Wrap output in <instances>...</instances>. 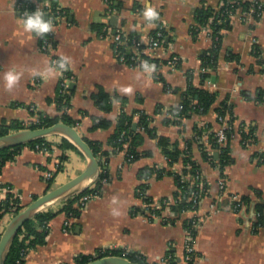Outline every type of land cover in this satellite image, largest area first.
Returning a JSON list of instances; mask_svg holds the SVG:
<instances>
[{
	"label": "crops",
	"instance_id": "0c3cea01",
	"mask_svg": "<svg viewBox=\"0 0 264 264\" xmlns=\"http://www.w3.org/2000/svg\"><path fill=\"white\" fill-rule=\"evenodd\" d=\"M57 1L61 9L70 13V18L66 15L59 18L53 48L43 52L44 38L23 27L16 0H0V124L19 122L25 126L38 114L50 118L62 115L54 102L61 81L58 69L52 64L56 57L67 64L73 77L71 84L75 83V88L67 114L83 138L101 142L105 150L111 152L107 141L117 128L119 115L124 111L131 115L142 110L154 115L153 126L159 135L178 142L184 149L186 141L194 140L195 126L210 124L214 132L221 128L215 110L230 96L235 117L230 141L234 163L227 166L221 176L219 165L213 167L205 161L198 144L193 143L194 160L200 164L201 176L209 185V195L202 200L199 210L183 213L173 225H164L161 219L150 221L146 216H132L131 209L143 206L136 195V189L143 183L138 178L139 170L168 167L157 141L146 138L139 151H151L153 156L141 157L128 165L125 150L112 155L111 181L103 187L100 196L85 208L80 207L79 218L57 216L50 223L47 244L31 250L24 264H74L78 255H91L102 248L138 253L151 263L164 259L173 248L178 262L182 263L184 222L195 217L202 222L195 240L201 264H264V226L257 234L253 233L257 221L254 205L249 208L244 205L239 212L230 206L239 203L242 196L264 204V161L257 159L264 156V102L249 101L243 96L244 92L255 96L258 89L264 90V16L250 25L243 19V11H237L232 18V29L223 36L215 83L212 80L203 83L200 55L213 46L211 30L202 29L194 37L191 28L195 25V10L202 2L218 9L220 0H141L139 7L134 0H112L114 8L116 4L123 5L112 14L108 13L106 0ZM148 6L160 14L158 22L145 19L143 13ZM45 17L48 22L49 16L47 20ZM156 23L166 28V44L157 50L147 49L145 54L160 61L159 70H144L120 62L115 49L116 29L125 34L136 31L139 38L146 40L156 29ZM93 24L106 25L102 30L104 34L92 31ZM255 45L262 51L260 58L253 53ZM230 53L238 55L240 62H228L226 58ZM172 57L180 60L174 69L166 65ZM9 71L18 76L12 88L6 86L5 75ZM189 71L193 73L194 86L217 93L218 98L207 115H194L184 121L181 129L165 124V114L156 115L155 110L158 105L170 108L181 103ZM98 87L111 95L127 98L128 103L122 105L115 101L111 113L102 112L91 99ZM92 117L109 119L111 128L89 131ZM226 118L229 120L228 116ZM250 127L255 129V143L244 141L241 135V132L249 133ZM61 139V136L47 138L57 145ZM203 143H208L206 137ZM57 145L52 152H36L24 147L15 161L3 168L0 183L11 185L23 205L29 206L34 202L33 197L62 187L87 169L89 163L82 153ZM214 153L217 156L216 151L208 148L209 156ZM183 169L182 161L170 168L177 174ZM48 173L55 176L49 191ZM220 178L226 183L223 198L219 193ZM176 191L175 178L166 176L161 180L152 178L146 193L157 203L164 198L172 203ZM255 191L261 196L257 197ZM4 198L5 191L0 190V200ZM12 218L4 220L3 231ZM66 222H69L68 233L63 231Z\"/></svg>",
	"mask_w": 264,
	"mask_h": 264
},
{
	"label": "trees",
	"instance_id": "16d2710c",
	"mask_svg": "<svg viewBox=\"0 0 264 264\" xmlns=\"http://www.w3.org/2000/svg\"><path fill=\"white\" fill-rule=\"evenodd\" d=\"M25 2L24 0H21ZM28 1V0H27ZM39 2L43 0H38ZM231 0H220V7L218 9L212 8L206 2H202L200 6L195 10V25L191 28V33L194 37H197L202 29L210 28L211 37L213 40V46L210 50L204 51L200 55L201 61V82L212 80L216 76V72L219 66V53L221 50V44L223 40L224 33L232 29V18L237 13L238 9L242 8L244 12L248 11L251 4L248 2H241L239 5L232 2ZM52 19H57L58 17H65V15L70 18V13L67 10L61 9L57 0H50ZM112 2V0H111ZM136 7L138 4H135ZM113 6V3L111 4ZM122 3L116 4L115 7L119 10L122 8ZM27 10L30 13L37 11L36 4H29ZM25 10V9H24ZM152 20L153 22H158L160 14ZM258 21V20H257ZM104 24H93L91 26L92 31L97 32L99 35L104 34L102 32ZM123 39L127 41V46L131 44L132 40L139 38L136 31H132L129 34H123ZM44 36H41V39ZM166 44V43H165ZM125 50L126 48L123 47ZM253 53L256 57L262 56V51L260 47L254 46ZM144 57L146 65H154L156 68L160 67V61L152 59L149 57ZM226 60L228 62H240V57L238 55L230 53ZM261 65V60L258 61ZM129 64V63H128ZM135 67V64H130ZM70 76L71 72H66ZM161 81L162 78L159 77ZM74 92L61 94L57 93L54 100L58 111L62 113L60 117L50 118L42 114H38L41 119L40 125H23L19 122H13L10 125L5 123L0 124V137L7 136L10 133L22 131L25 129H37L42 127H50L57 123H65L70 126H75V122L68 116L67 111L71 108V99ZM243 96L249 101H255L258 103L264 102V90L258 89L255 96L243 93ZM218 98L217 93H211L208 90L194 86L193 84V73L189 71L187 73V88L182 93V101L176 107L165 108L162 105H158L155 110V114H165V124L176 125L181 129L184 127V121L192 118L194 115H207L213 105L216 103ZM91 99L94 101L96 107L102 112L109 114L113 110L114 102H119L122 105L128 103V99L119 96L118 94L111 95L104 88L98 87L97 91L91 95ZM218 118L229 117L228 123L232 125L235 120L234 117V105L231 103V97L227 96L222 102L220 107L216 110ZM135 116L138 119L135 120ZM219 121V119H218ZM154 115H149L142 110H137L131 115L127 114L125 111L119 115L117 128L115 132L110 136L107 141V146L112 149V151H107L104 148V144L97 141H90L84 138L85 142L89 145L93 151L95 157L97 158L100 166L101 172L99 173L95 183L91 188H86L85 190L77 193L76 195L68 198L63 203L62 207L57 210H44L33 217H31L19 230L18 234L15 236L11 242L4 264H24L27 255L33 249L37 247L44 246L47 244L50 235V223L59 215L65 214L67 218H79L82 210L78 206L77 202L83 196L86 195H96L98 191H102V180L107 179L111 181L109 162L112 155L119 152L126 151L125 162L131 165L138 161L141 157H151L153 153L151 151L140 152L139 148L144 144L146 138L156 140L157 146L165 156L167 160L168 167H146L142 168L138 172V178L143 181V183L136 189V195L139 197L142 193L146 192L149 187V181L152 178L161 180L166 176H171L175 178L177 185V191L174 193L175 204L170 206L171 212L175 214L173 219H168L167 221H162L164 225L175 224L182 216L183 213L189 211H198L201 202L195 201L190 198L191 193H199L201 189L200 198L203 200L209 195V185L205 178L201 175V166L194 160L193 155V143H197L198 147L202 153V157L205 161L211 163V165H219L221 176H224V170L227 166L234 163V159L231 155L230 141L232 133L234 132V127L227 132V143L225 146L220 144L217 136V132H214L210 124H205L203 127H194V140L186 141L184 149L179 147L178 142H172L169 138L161 136L158 134L157 129L153 126ZM220 123V122H219ZM112 126V122L103 117H92V126L89 131L94 132L98 130H107ZM136 126V129H134ZM242 138L245 141H250L255 143L257 137L255 134L254 127H250L249 133L241 132ZM206 137L208 143L204 144L203 139ZM249 142V143H250ZM54 145L43 138L35 142L29 143L27 145L6 148L0 150V175L3 168L10 162L16 160V158L22 153L24 147H29L36 152H52ZM62 149L75 150L81 153L74 144L65 138H62L60 143L57 145ZM39 147V150L36 149ZM208 148L216 151L212 156L208 155ZM255 157V156H254ZM253 157V158H254ZM65 159V157H62ZM182 161L184 164V169L181 174L174 173L170 170L176 163ZM52 180L48 181V191L53 185ZM202 186H198L199 184ZM203 189V191H202ZM0 190L5 191V198L0 200V240L3 233V222L8 217H14L22 212L27 206L23 205L20 196L14 191V188L9 184H1ZM101 194V193H100ZM99 194V196H100ZM257 197L261 194L255 191ZM38 196L33 197L35 201ZM144 201L151 204L153 201L150 197H145ZM171 204V200L164 198L160 202L161 209L150 208L152 213L157 216H161L166 209L167 205ZM251 207L254 205V210L257 216V221L253 225V233L257 234L259 229L264 226V204L260 202H254L249 196H242L239 203H231L232 208L237 207V210L242 206ZM132 216H145V211L142 208L135 207L131 209ZM150 219V218H149ZM150 221H153L150 219ZM190 220L184 222L185 229H191ZM168 254L175 256L174 249L172 248ZM124 257L135 264H148V261L143 255L138 253L129 252L126 254L124 249L116 248H102L95 251L91 255H78L74 259V264H89L93 261L106 258V257ZM176 257V256H175ZM176 261L177 258L175 259ZM181 264V263H179Z\"/></svg>",
	"mask_w": 264,
	"mask_h": 264
},
{
	"label": "built area",
	"instance_id": "2783aa9c",
	"mask_svg": "<svg viewBox=\"0 0 264 264\" xmlns=\"http://www.w3.org/2000/svg\"><path fill=\"white\" fill-rule=\"evenodd\" d=\"M25 2H22L21 0H16L17 8L19 10L20 18L26 19L28 15H31L33 13H30L29 10L26 9L28 8L29 4H36V7L38 8L36 12H39L41 16L45 17V15L49 16V21L48 23L50 24V29L47 32L44 33H37L39 36L44 35V40L41 49L43 52H50L52 50V39L54 37V32L55 28L58 25V20L57 19H52V10H51V2L50 0H43L39 2L38 0H24ZM136 4L140 5L141 0H134ZM232 4H240L241 2H248L251 4L250 8L248 11L244 12L242 8L238 10L243 11V19L245 20L246 23L253 25L257 20H260L264 16V3L262 0H231ZM107 8H108V13L112 14L117 11L116 8H114V5L111 6V0H106L105 1ZM140 3V4H139ZM25 9V10H24ZM34 12V13H36ZM62 18V17H61ZM60 18V19H61ZM210 29V28H209ZM35 32V31H34ZM123 32H120L118 29H116V34L114 35V40H115V49H116V55L119 58L120 62L125 63V64H135L138 68L148 70V69H153V70H159V68H156L154 65H150L149 67L146 65L144 57H149L145 54L147 49L150 50H157L160 49L166 42L167 40V31L165 26H163L161 23H156V29L153 31L152 34H149V36L145 39L143 38H138L132 40L131 44L127 46V41L123 39ZM126 48L125 50L123 49ZM151 58V57H149ZM153 59V58H152ZM180 60L178 57H172L171 59H168L166 61V65L170 68H176V66L179 64ZM52 64L55 68L58 69L60 75H61V81H60V88L59 92L61 94H65L69 92V87L71 86V81L73 80L72 76H69L66 74L68 72V66L64 61L59 60L56 57H53L52 59ZM161 65V63H160ZM163 65V64H162ZM34 110V109H32ZM219 122L221 124V128L217 131V136L220 144L225 146L227 143V132L231 130L232 125L228 123L227 118H222L219 117ZM41 124V119L38 115L34 116L32 121L27 124V127L31 125H40ZM37 150H39V147H36ZM259 161L263 162L264 161V156L257 158ZM101 170L99 171V173ZM99 175V174H98ZM97 175V177H98ZM97 177L93 181L91 185H89L88 188H91L93 184L95 183ZM47 181L52 180L55 178L53 173H48L46 175ZM198 178H201V175H198ZM102 186H106L108 184L107 179H103L102 181ZM198 186H202L203 184H199ZM219 186V193L220 197H225L226 196V183L224 178H220L218 182ZM102 187V188H103ZM203 191V189H202ZM98 194H88L86 196H83L80 200H78L77 204L79 207L85 208L91 200L98 198L99 194L101 191L97 192ZM201 196V189L199 193L192 192L190 195V198L201 202L202 199L200 198ZM147 197V193L144 192L142 193L138 198L142 201L143 206L142 209L145 211V216L146 218H150L152 220L156 219H161V221H167L168 219H173L175 217V214L171 212L170 206L175 204V202H172L171 204H168L166 209L164 210L163 214L161 216H157L156 214L152 213L149 207L151 208H156V209H161L160 203L157 202H152L149 204L148 202L146 203L144 201V198ZM58 202L52 206H50L47 210H56L58 207H62L63 203ZM232 208V207H231ZM233 211L239 212V209L237 210V207L232 208ZM195 212V211H193ZM149 219V220H150ZM191 224V229H185L186 235H185V241H184V256L182 259L181 264H201L202 263V258L201 256L197 253L196 248H195V240L197 236L198 230L201 228L202 222L197 218H193L190 220ZM67 226L69 227V222L65 223L64 226V232L68 233ZM171 247V246H170ZM172 248V247H171ZM129 253V251H126V254ZM175 256H171L170 254H167L164 259L159 260L157 262H148V264H179L178 261L175 260Z\"/></svg>",
	"mask_w": 264,
	"mask_h": 264
},
{
	"label": "water",
	"instance_id": "95a60500",
	"mask_svg": "<svg viewBox=\"0 0 264 264\" xmlns=\"http://www.w3.org/2000/svg\"><path fill=\"white\" fill-rule=\"evenodd\" d=\"M47 20V16L45 17ZM116 20L114 19V22ZM115 24V23H113ZM215 78L212 79V83H215ZM75 83L71 84L70 90L73 91ZM136 129V126H134ZM61 135L62 138L67 139L86 157L88 160V167L81 175L71 180L69 183L63 185L60 188L54 189L43 196L36 199L33 203L27 206L22 212L14 216L8 223L5 230L2 233L0 240V264H4L6 254L9 246L15 236L18 234L22 226L35 214L47 210L50 206L67 200L68 198L76 195L77 193L85 190L89 187L97 177L100 171V166L97 158L89 145L85 142L84 138L76 130L75 127L65 123H57L50 127H42L37 129H25L18 132L10 133L7 136L0 137V150L6 148H12L37 140L48 138L51 136ZM89 264H135L124 257H106Z\"/></svg>",
	"mask_w": 264,
	"mask_h": 264
},
{
	"label": "clouds",
	"instance_id": "9594fccd",
	"mask_svg": "<svg viewBox=\"0 0 264 264\" xmlns=\"http://www.w3.org/2000/svg\"><path fill=\"white\" fill-rule=\"evenodd\" d=\"M148 21H152L158 14L154 8L148 6L143 13ZM23 27L28 31H35L37 33H44L49 31L50 24L43 19L39 12L28 15L26 19L22 20ZM18 76L15 72L9 71L5 75L6 86L12 88L16 83Z\"/></svg>",
	"mask_w": 264,
	"mask_h": 264
},
{
	"label": "rangeland",
	"instance_id": "374dc122",
	"mask_svg": "<svg viewBox=\"0 0 264 264\" xmlns=\"http://www.w3.org/2000/svg\"><path fill=\"white\" fill-rule=\"evenodd\" d=\"M57 136H61V135H57ZM62 137V136H61Z\"/></svg>",
	"mask_w": 264,
	"mask_h": 264
}]
</instances>
